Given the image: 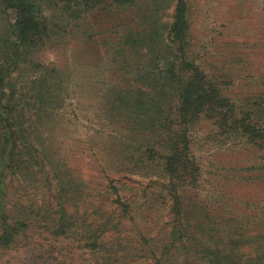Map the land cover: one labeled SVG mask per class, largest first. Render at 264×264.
I'll return each instance as SVG.
<instances>
[{"label": "rangeland", "instance_id": "rangeland-1", "mask_svg": "<svg viewBox=\"0 0 264 264\" xmlns=\"http://www.w3.org/2000/svg\"><path fill=\"white\" fill-rule=\"evenodd\" d=\"M179 1L44 2L22 43L0 0V264H264V0H181L173 36ZM168 77L231 97L181 148Z\"/></svg>", "mask_w": 264, "mask_h": 264}, {"label": "trees", "instance_id": "trees-1", "mask_svg": "<svg viewBox=\"0 0 264 264\" xmlns=\"http://www.w3.org/2000/svg\"><path fill=\"white\" fill-rule=\"evenodd\" d=\"M2 3L8 9H13L17 12V18L14 25V34H16L17 38L22 43H29L31 40L40 37L43 32L47 30V26L45 24L44 18H41L42 15V4L44 2L51 1L55 4V6L63 5V10L69 11L74 9H84L85 11L91 10L95 8L101 1L108 2L113 7L121 8L122 6L131 5L135 0H1ZM181 0L177 6V15L175 16V22L173 25L171 35L176 36L178 33L180 25H184V17L181 16L178 12L181 9ZM44 19V20H43ZM183 67L189 68L188 63H184ZM184 68V70H185ZM202 73L201 69H199ZM175 70L170 72L174 74ZM189 71V70H188ZM202 71V72H201ZM205 73V72H204ZM203 74V73H202ZM206 80L208 81L207 77L205 76ZM205 78L200 79L199 82L196 81H189V80H182L179 79V82H172L170 84V78L165 81L168 83L169 87L176 86L174 89L175 96H171L174 100L173 103L175 104L174 108L172 109L171 114L168 118H165V130L175 131L180 130L181 136L178 139L172 138L169 134H166L171 144L175 145L176 147L179 146L181 148L182 142H185L186 139V132L188 125L194 123L201 118L208 119V120H219L223 121L225 112L228 111L230 98L226 96L219 88L211 87V90L206 88L207 82ZM209 82V81H208ZM215 83V82H213ZM214 89V90H213ZM173 90V89H172ZM3 90L1 88L0 82V125H5L8 121L7 112L5 107L2 104L3 101ZM207 107V108H205ZM5 127V126H4ZM0 140H4V144L7 143L8 146L4 147V144L1 145L0 141V151H4V155H9V150H11L10 140L11 138L9 135L6 137H1ZM187 141V140H186ZM183 154L182 151H177L175 156H181ZM183 157V155H182Z\"/></svg>", "mask_w": 264, "mask_h": 264}]
</instances>
